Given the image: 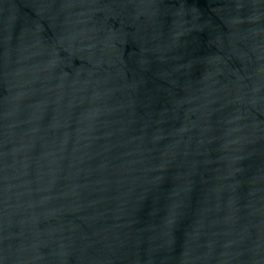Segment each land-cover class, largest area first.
Here are the masks:
<instances>
[{"label":"water","instance_id":"obj_1","mask_svg":"<svg viewBox=\"0 0 264 264\" xmlns=\"http://www.w3.org/2000/svg\"><path fill=\"white\" fill-rule=\"evenodd\" d=\"M0 264H264V0H0Z\"/></svg>","mask_w":264,"mask_h":264}]
</instances>
